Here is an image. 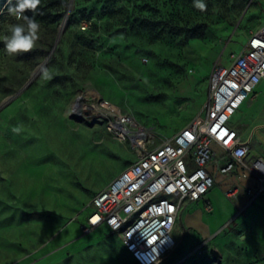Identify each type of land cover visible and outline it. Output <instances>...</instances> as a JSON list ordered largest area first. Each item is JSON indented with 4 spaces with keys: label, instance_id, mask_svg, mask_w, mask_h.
<instances>
[{
    "label": "rangeland",
    "instance_id": "374dc122",
    "mask_svg": "<svg viewBox=\"0 0 264 264\" xmlns=\"http://www.w3.org/2000/svg\"><path fill=\"white\" fill-rule=\"evenodd\" d=\"M203 2L204 11L194 0H51L26 11L40 23L39 39L15 55L4 37L24 21L3 12L0 264H137L117 233L80 232L94 196L137 156L106 121L73 106L104 98L150 129L156 144L182 129L208 100L213 69L228 66L264 24V0ZM41 65L51 78L40 72L27 86ZM258 104L235 122L252 158L264 157V103L251 124ZM253 186L216 174L206 196L212 211L205 201L186 204L176 248L158 264H264V194L249 204ZM235 187L239 198L227 197Z\"/></svg>",
    "mask_w": 264,
    "mask_h": 264
},
{
    "label": "built area",
    "instance_id": "2783aa9c",
    "mask_svg": "<svg viewBox=\"0 0 264 264\" xmlns=\"http://www.w3.org/2000/svg\"><path fill=\"white\" fill-rule=\"evenodd\" d=\"M90 23L83 22L86 29ZM264 82V24L251 33L226 67L212 72L208 100L197 116L162 143L133 116L98 98L78 113L107 122L121 142H130L136 161L96 194L80 232L89 235L106 227L117 233L137 264H158L176 247L174 229L183 207L205 201L215 175L251 179L249 204L264 194V158H250L249 145L231 119ZM85 110L87 112H85ZM223 136V138H221ZM226 196L238 199L239 188ZM206 211H212L207 202Z\"/></svg>",
    "mask_w": 264,
    "mask_h": 264
},
{
    "label": "clouds",
    "instance_id": "9594fccd",
    "mask_svg": "<svg viewBox=\"0 0 264 264\" xmlns=\"http://www.w3.org/2000/svg\"><path fill=\"white\" fill-rule=\"evenodd\" d=\"M41 0H16L15 5L9 6V13L18 20L23 19L24 23L14 24L9 28L10 35L4 37L5 49L9 55L28 53L32 51L39 39L40 23L35 19V15L27 16L26 11L36 12ZM195 8L204 11L207 5L203 0H194ZM43 78L50 79L48 68L43 65L38 66Z\"/></svg>",
    "mask_w": 264,
    "mask_h": 264
},
{
    "label": "crops",
    "instance_id": "0c3cea01",
    "mask_svg": "<svg viewBox=\"0 0 264 264\" xmlns=\"http://www.w3.org/2000/svg\"><path fill=\"white\" fill-rule=\"evenodd\" d=\"M259 94H261L260 95V97H259V99L258 100H256L259 104L257 105V109H256V113H255V118L251 121V124L254 122V120L257 118V115L258 114H260L263 110H262V104L264 103V82H261L258 86H257V88H256V92H255V95H253V96H251L250 98H248L245 102H244V104L242 105V107H241V109L235 114V116H233V118L231 119V126L233 127V128H235L237 131H239V127H237L236 128V124H235V122H236V118L238 117V114H239V117H243V115H244V113H245V108L246 107H250L251 105H255L256 104V101H253V99L256 97V96H258ZM244 107V108H243ZM250 124V125H251ZM250 125H248V127L250 126ZM248 127H246V128H248ZM245 128V129H246ZM240 133V132H239ZM241 135V134H240ZM249 154H251V150H250V148H249ZM250 158H252L251 156H250ZM257 158H264L263 156H258ZM207 200V198L205 197V202H206V204H207V202H209L208 200ZM199 203V202H198ZM191 204H197V203H191ZM181 213H182V211H181ZM181 213H180V215H179V217L180 218H178V221L182 218L181 217ZM103 228V227H102ZM130 255V254H129ZM131 256V255H130ZM132 257V256H131ZM133 259V258H132ZM134 260V259H133Z\"/></svg>",
    "mask_w": 264,
    "mask_h": 264
},
{
    "label": "trees",
    "instance_id": "16d2710c",
    "mask_svg": "<svg viewBox=\"0 0 264 264\" xmlns=\"http://www.w3.org/2000/svg\"><path fill=\"white\" fill-rule=\"evenodd\" d=\"M49 1H51V0H41L40 4L47 6L48 5L47 3ZM15 4H16V0H0V18H2L3 12L9 9L10 5H15ZM69 18H70V15H69Z\"/></svg>",
    "mask_w": 264,
    "mask_h": 264
},
{
    "label": "bare ground",
    "instance_id": "6f19581e",
    "mask_svg": "<svg viewBox=\"0 0 264 264\" xmlns=\"http://www.w3.org/2000/svg\"><path fill=\"white\" fill-rule=\"evenodd\" d=\"M65 23V22H64ZM64 29H65V24L61 27V30H60V35H59V38L61 37V35H62V33L64 32ZM45 65V64H44ZM43 65V66H44ZM40 73V71L39 70H37L36 72H35V74L33 75V78H35L38 74ZM83 101H82V99H77V101H76V103H75V105L73 106V109H75L76 111H78V113L81 111V109H82V106H83V103H82ZM119 110H121L120 108H119ZM176 248V247H175ZM175 248H174V250H175Z\"/></svg>",
    "mask_w": 264,
    "mask_h": 264
},
{
    "label": "water",
    "instance_id": "95a60500",
    "mask_svg": "<svg viewBox=\"0 0 264 264\" xmlns=\"http://www.w3.org/2000/svg\"><path fill=\"white\" fill-rule=\"evenodd\" d=\"M35 78H32L29 83L27 84V86L34 80ZM79 99H82L81 97H79Z\"/></svg>",
    "mask_w": 264,
    "mask_h": 264
},
{
    "label": "snow or ice",
    "instance_id": "6c2138e0",
    "mask_svg": "<svg viewBox=\"0 0 264 264\" xmlns=\"http://www.w3.org/2000/svg\"><path fill=\"white\" fill-rule=\"evenodd\" d=\"M221 138H223V136Z\"/></svg>",
    "mask_w": 264,
    "mask_h": 264
}]
</instances>
